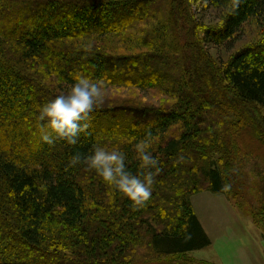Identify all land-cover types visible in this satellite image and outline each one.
I'll return each instance as SVG.
<instances>
[{"label": "trees", "instance_id": "16d2710c", "mask_svg": "<svg viewBox=\"0 0 264 264\" xmlns=\"http://www.w3.org/2000/svg\"><path fill=\"white\" fill-rule=\"evenodd\" d=\"M205 2L220 24L205 27L191 0H0V264H216L189 255L212 244L192 201L206 191L247 210L264 239V41L227 62L209 48L233 49L264 0ZM125 34L137 51L116 54L108 38ZM77 73L172 101L100 103L75 145L45 144L39 108ZM145 138L160 170L134 209L83 158L118 149L138 175Z\"/></svg>", "mask_w": 264, "mask_h": 264}, {"label": "clouds", "instance_id": "9594fccd", "mask_svg": "<svg viewBox=\"0 0 264 264\" xmlns=\"http://www.w3.org/2000/svg\"><path fill=\"white\" fill-rule=\"evenodd\" d=\"M74 83L66 94L57 95L39 108L40 140L53 145L56 140H64L75 145L79 136L89 127V117L94 107L102 103L104 96L103 79H92L83 73L73 77ZM151 136V132H148ZM151 140L141 139L134 145L135 158L141 170L133 174L126 164L124 152L105 147H95L83 162L101 178L109 188L126 198L131 207L138 209L150 200L155 173L159 172V161L152 154ZM80 154L69 159L70 166L81 163ZM225 191L228 186H225Z\"/></svg>", "mask_w": 264, "mask_h": 264}, {"label": "rangeland", "instance_id": "374dc122", "mask_svg": "<svg viewBox=\"0 0 264 264\" xmlns=\"http://www.w3.org/2000/svg\"><path fill=\"white\" fill-rule=\"evenodd\" d=\"M191 1L193 9L197 13L196 18H198L205 27L221 23L222 13L220 10L208 6L205 0ZM242 34L243 35L235 44V47L231 50L224 47L209 45L212 56L218 61L227 62L234 53L242 47L264 41V19H252L250 22L246 23ZM125 36L126 34L116 37L110 36L108 38L110 49L116 54H130L137 51L127 44H124L125 42L121 38ZM67 56L68 55H62L60 58L63 62H66L68 60ZM77 66L80 70L84 69L86 72L90 73V70L87 66H84L82 62H79ZM103 91L104 96L102 103L108 107H113L116 104L127 105L133 102L149 104L159 109H166L169 108V104L172 101L166 96L151 95L147 91H141L135 87H115L113 85L104 84ZM193 200L197 216L204 224L208 223L209 231L213 239V244L189 252V255L195 259L208 263H219L220 260L218 256L221 252L225 257L229 253L235 254L237 248L244 246L245 243L249 242L251 245L254 244L251 241L253 239L256 240V237L260 239L261 245L262 236L259 227L255 225L249 212L244 208H241L243 210H236L230 203H227L225 194L206 191L205 193L193 196L192 201ZM232 235H234V243L229 241Z\"/></svg>", "mask_w": 264, "mask_h": 264}, {"label": "crops", "instance_id": "0c3cea01", "mask_svg": "<svg viewBox=\"0 0 264 264\" xmlns=\"http://www.w3.org/2000/svg\"><path fill=\"white\" fill-rule=\"evenodd\" d=\"M202 193H205V192H202ZM202 193H199V194H202ZM196 195H198V194H196ZM227 203H230L232 205V203L230 202V200L228 198H227ZM194 204L195 203L193 200V206H194ZM199 220H200L201 224L203 225L204 229L206 230L207 234L210 236V238L212 240V244H213V239H212V236H211L210 231H209L208 223L204 224V222L200 218H199ZM233 237H234V235H232L229 238V241L231 243L235 242ZM251 242L254 244L251 245V244H249V242H247L244 244V246H242L240 248L238 247L237 252L235 254L229 253L225 257V255L221 252L218 256L220 262L216 263V264H264V239H263V237L261 239V245H260V239L257 237H256V240L253 239Z\"/></svg>", "mask_w": 264, "mask_h": 264}]
</instances>
